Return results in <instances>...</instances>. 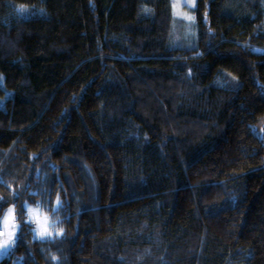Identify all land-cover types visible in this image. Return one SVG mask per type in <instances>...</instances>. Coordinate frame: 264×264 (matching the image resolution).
<instances>
[{
    "label": "trees",
    "instance_id": "16d2710c",
    "mask_svg": "<svg viewBox=\"0 0 264 264\" xmlns=\"http://www.w3.org/2000/svg\"><path fill=\"white\" fill-rule=\"evenodd\" d=\"M24 2L0 0V213L40 197L64 232L21 223L0 264H264V0Z\"/></svg>",
    "mask_w": 264,
    "mask_h": 264
},
{
    "label": "clouds",
    "instance_id": "9594fccd",
    "mask_svg": "<svg viewBox=\"0 0 264 264\" xmlns=\"http://www.w3.org/2000/svg\"><path fill=\"white\" fill-rule=\"evenodd\" d=\"M16 9L18 12L26 11L29 6L24 0H14ZM2 195V194H0ZM11 195V193H9ZM59 198H55L57 203ZM60 202V201H59ZM24 212L22 215L17 216V205L15 203L9 204V206L0 213V225H2L3 231H0V245L10 243L13 238V233L18 231L21 223L30 226V231L35 234L37 238H45L55 236L59 237L63 235V218L57 213L52 214L51 211L46 210L47 206L42 203L40 197H36L34 200L28 199L23 201ZM53 262H58L59 257L55 252L50 256Z\"/></svg>",
    "mask_w": 264,
    "mask_h": 264
},
{
    "label": "rangeland",
    "instance_id": "374dc122",
    "mask_svg": "<svg viewBox=\"0 0 264 264\" xmlns=\"http://www.w3.org/2000/svg\"><path fill=\"white\" fill-rule=\"evenodd\" d=\"M172 3H173V10L176 13V16L183 15L187 17V14H185L183 10H185L188 7L191 8L193 6L194 0H172ZM0 229L3 231L2 225H0ZM15 236H16V232L14 233V239H15ZM53 236H55V234ZM32 238L43 239V238H37L34 233H32ZM0 239H3V237L0 236ZM12 247H13V244H11L10 246L4 249H0V259L3 256L7 255L11 251Z\"/></svg>",
    "mask_w": 264,
    "mask_h": 264
},
{
    "label": "snow or ice",
    "instance_id": "6c2138e0",
    "mask_svg": "<svg viewBox=\"0 0 264 264\" xmlns=\"http://www.w3.org/2000/svg\"><path fill=\"white\" fill-rule=\"evenodd\" d=\"M174 7H175V5H174ZM57 203H59V201ZM14 243H15V239H14V233H13L12 241L10 243L0 245V249H4V248H6V247H8V246H10L11 244H14Z\"/></svg>",
    "mask_w": 264,
    "mask_h": 264
},
{
    "label": "built area",
    "instance_id": "2783aa9c",
    "mask_svg": "<svg viewBox=\"0 0 264 264\" xmlns=\"http://www.w3.org/2000/svg\"><path fill=\"white\" fill-rule=\"evenodd\" d=\"M1 231V230H0Z\"/></svg>",
    "mask_w": 264,
    "mask_h": 264
}]
</instances>
